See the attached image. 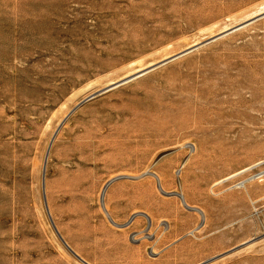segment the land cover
<instances>
[{
    "label": "rangeland",
    "instance_id": "1",
    "mask_svg": "<svg viewBox=\"0 0 264 264\" xmlns=\"http://www.w3.org/2000/svg\"><path fill=\"white\" fill-rule=\"evenodd\" d=\"M261 160L264 0H0V264H264Z\"/></svg>",
    "mask_w": 264,
    "mask_h": 264
},
{
    "label": "bare ground",
    "instance_id": "2",
    "mask_svg": "<svg viewBox=\"0 0 264 264\" xmlns=\"http://www.w3.org/2000/svg\"><path fill=\"white\" fill-rule=\"evenodd\" d=\"M263 3V2H262ZM247 9V8H246ZM244 13H245V11H243ZM248 12V11H247ZM249 13V12H248ZM263 13V12H262ZM234 15V14H233ZM247 15V14H246ZM249 15V14H248ZM257 16V15H256ZM230 19V18H229ZM214 26H216V25H214ZM230 27H232V26H230ZM232 29V28H231ZM214 31V30H213ZM217 31V30H216ZM216 31H214V32H216ZM225 32V31H224ZM213 34V33H212ZM144 67V66H143ZM139 69V68H138ZM137 69V70H138ZM145 69V68H144ZM145 71V70H144ZM145 74V73H144ZM133 76H135V74H133ZM132 77V76H131ZM140 77V76H139ZM132 78H134V77H132ZM131 78V79H132ZM122 79V78H121ZM131 79H126V81H128V80H130L131 81ZM124 80V79H123ZM116 84V82H112L111 84ZM118 83V82H117ZM260 160V159H259ZM264 160H261V161H259L258 162V164L259 163H261V162H263ZM257 164V165H258ZM249 167V166H248ZM246 169H248V168H246ZM246 169H243V170H241V171H239V172H237V173H235V174H231L230 176H228V177H224L222 180H219L218 182H216L215 184H217V183H219V182H221V181H223V180H227L228 178H230V177H232V176H234V175H236V174H238V173H240V172H243V171H245ZM156 174H157V178L159 179V181L161 182V177H160V175L157 173V172H155ZM260 174V175H259ZM259 174L257 173V177H255V175H252V176H250L249 178H250V180H253V179H256V178H259V177H262V176H264V170H262L261 172H259ZM104 188L105 187H102V190H101V196H100V198L102 199V197H104V194H105V191H104ZM181 199H182V201H183V203L185 204V205H187L188 203H187V201H186V198H185V196H181ZM191 208H194V206H190ZM102 208H103V211L106 213V215L108 216V209H107V206H106V203H104V205H102ZM198 210H199V212H200V214L203 216V219L204 220H206V218H207V213H206V211L204 210V209H201V208H197ZM151 218V219H150ZM150 218H149V220H151V222H152V217L150 216ZM111 220L112 221H114L112 218H111ZM113 223H117V222H113ZM116 225H119V224H116ZM79 264H83L82 262H80L79 261Z\"/></svg>",
    "mask_w": 264,
    "mask_h": 264
},
{
    "label": "water",
    "instance_id": "3",
    "mask_svg": "<svg viewBox=\"0 0 264 264\" xmlns=\"http://www.w3.org/2000/svg\"><path fill=\"white\" fill-rule=\"evenodd\" d=\"M60 235V234H59ZM60 237H61V239H62V241L65 243V245L67 246V247H69L70 249H71V251L75 254V255H77V257H79L81 260H83L68 244H67V242L63 239V237L60 235ZM84 261V260H83Z\"/></svg>",
    "mask_w": 264,
    "mask_h": 264
}]
</instances>
